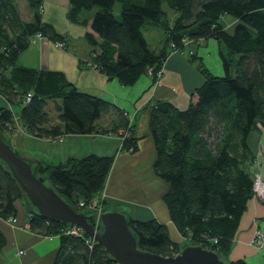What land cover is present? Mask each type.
<instances>
[{
    "label": "trees",
    "instance_id": "16d2710c",
    "mask_svg": "<svg viewBox=\"0 0 264 264\" xmlns=\"http://www.w3.org/2000/svg\"><path fill=\"white\" fill-rule=\"evenodd\" d=\"M44 1L26 0L33 19L24 20L15 0H0V94L11 106L21 107L20 115L11 106L0 107V131L13 133L14 113L25 130L39 138L122 130V146L112 155L43 160L39 168V174L48 177L79 211H93L80 205L93 198L109 209L112 206L101 198L117 153L137 151L140 137L135 136L128 113L80 89L64 72L19 63L20 54L38 34L67 47V37L42 19ZM117 2L122 4L118 16L114 13ZM69 4L71 21L87 26L92 20L85 39L93 47V66L124 85L134 84L150 68L155 84L169 54L185 48L186 41L194 40L192 46L198 48L201 39L219 42L224 74L212 73L192 50L191 60L205 81L191 94L188 105L181 108L172 100H158L150 107L157 149L154 171L169 183L163 198L173 223L186 242H198L227 260L255 195L250 165L256 155L249 136L264 126V0H69ZM95 8L92 17L85 16ZM226 16L234 24L225 21ZM154 30L162 35L159 41ZM28 93L32 94L30 100H26ZM50 102L59 120L54 124ZM110 112L118 120L113 127H105L99 120ZM19 199L24 200L16 181L0 162V217L17 216ZM29 221L43 235L60 236L53 264H116L104 246L84 231L66 233L70 225L32 211ZM130 227L142 249L166 256L181 250L182 244L172 239L166 223L130 218ZM4 244L0 231V247ZM231 263L248 264L244 259Z\"/></svg>",
    "mask_w": 264,
    "mask_h": 264
},
{
    "label": "crops",
    "instance_id": "0c3cea01",
    "mask_svg": "<svg viewBox=\"0 0 264 264\" xmlns=\"http://www.w3.org/2000/svg\"><path fill=\"white\" fill-rule=\"evenodd\" d=\"M51 5L53 11L60 5L63 12L70 7L69 0H53ZM43 11L42 19L53 23L57 30L67 37V47H58L55 41L36 36L29 48L20 54L19 63L64 72L80 89L99 95L128 113L126 115L134 125L135 136L140 137V147L137 151L125 150L117 153L101 199L105 201L106 206L126 210L132 219L140 221L157 219L166 223L172 239L181 244L185 243L186 238L177 230L163 198L169 190V183L157 176L154 171L157 149L151 131L150 104L158 100H172L181 108L188 105L191 94L205 81L197 64L191 60L192 50L203 58L212 73L224 74L219 42L212 38L201 39L198 48L192 46L194 40L186 41L185 48L169 54L158 83L154 84L153 76L144 73L134 84L124 85L118 78H109L93 66V47L85 39L86 32L84 33L86 44L79 47L70 36L72 35L70 30L59 26L56 20L62 18L58 17L59 12L52 14L48 7L47 10L43 8ZM85 16L92 17L91 14ZM224 19L233 24L235 22L229 16ZM61 22L63 23V20ZM91 22L92 20L86 31L91 30ZM63 25L68 26L65 23ZM152 34L158 41L162 38L160 31L154 30ZM160 45L158 42L157 47ZM4 106L11 105L0 94V107ZM11 107L20 115V105ZM117 120L118 116L110 112L103 116L99 123L105 127H113ZM58 121V117L53 116V124ZM120 132L68 134L48 139L36 137L25 130L16 135L9 133V139L18 152L28 160L57 162L90 154L112 155L122 146L123 138ZM249 143L256 155L250 170L252 173L259 172L264 179L263 125L250 134ZM16 207L18 224L0 217V231L5 237V244L0 247V264H53L60 249V236L43 235L34 230L29 221L30 210L24 200L16 201ZM257 231L264 233V200L254 195L241 219L232 249L226 255L227 261L244 259L248 264H264V247L252 242Z\"/></svg>",
    "mask_w": 264,
    "mask_h": 264
},
{
    "label": "water",
    "instance_id": "95a60500",
    "mask_svg": "<svg viewBox=\"0 0 264 264\" xmlns=\"http://www.w3.org/2000/svg\"><path fill=\"white\" fill-rule=\"evenodd\" d=\"M0 162L16 181L30 211L51 221L80 227L104 246L108 257L116 264H232L217 251L198 242L183 243L180 252L172 256L142 249L130 227L126 210L111 207L101 211H79L59 194L48 177L39 174L43 160L24 158L1 131Z\"/></svg>",
    "mask_w": 264,
    "mask_h": 264
},
{
    "label": "rangeland",
    "instance_id": "374dc122",
    "mask_svg": "<svg viewBox=\"0 0 264 264\" xmlns=\"http://www.w3.org/2000/svg\"><path fill=\"white\" fill-rule=\"evenodd\" d=\"M15 1H16L17 5H18L19 9H20V14H21L22 19H24V20H32L33 19V13L31 12V10H30V8H29L26 0H15ZM51 4H53V0H50V1H46L45 0L43 7L46 8V10H47V7H48L49 11H51L52 14L54 12L56 14H57V12H59L58 13V17H62L61 19L60 18L56 19L57 22H58V24H59V26L61 28H65V29L68 28L70 30V32H71L70 34H72L70 36L73 37V39L75 41V44H77L79 47L84 46L86 44L85 39H84V33L86 32V29H87V26L88 25L87 26H84V25H81V24H78V23H75V22L71 21L68 18V15H67L68 9L65 12H63V9L61 8L62 5L59 6L60 8L59 7H56L55 8L56 11H53ZM65 5H67V2H66ZM121 9H122V4L120 2H117L116 5H115V7H114V13L117 16L120 15ZM96 10L97 9L95 8V9L92 10V12H86V13L94 14ZM61 20H63V23L61 22ZM64 23L67 24L68 26L65 27L63 25ZM174 52H176V51H174ZM48 108H49V111H50V113H51L52 116H54V117H57L58 116L57 115V110H56L54 104H51L50 103V105H49ZM12 132H14V131H12ZM11 134L16 135L14 133H11ZM4 135L9 138V133L7 135L6 134H4ZM6 220L9 221V219H6Z\"/></svg>",
    "mask_w": 264,
    "mask_h": 264
},
{
    "label": "built area",
    "instance_id": "2783aa9c",
    "mask_svg": "<svg viewBox=\"0 0 264 264\" xmlns=\"http://www.w3.org/2000/svg\"><path fill=\"white\" fill-rule=\"evenodd\" d=\"M41 10L43 11V8ZM37 36L38 37H43L41 34H38ZM56 45L58 47H61V48L65 47V43L62 42V41L56 42ZM152 72H153V69L150 68L148 73L150 75H152ZM158 74H159V78H158V81L156 83L159 82V79L161 77L162 72L160 71ZM31 96H32V94L28 93V95L26 97V100H30ZM14 121H15L14 124H15V128L16 129L14 130L13 133L17 134V133H20V132H25V128H24V126L21 123L20 116L15 114V113H14ZM253 174H254V187L253 188H254L255 195L261 197L264 200V179H263V177L261 176V174L259 172H256V173H253ZM80 205L81 206L87 205L92 210H96L97 209V210L101 211L103 209L101 201H99L98 198H93L92 201L87 203V204L85 203V201H81ZM9 221L13 222L15 224H18V222H19L17 216L10 217ZM98 226H99V222H97L96 227L98 228ZM79 231H83V230L80 227H78V226H71V228H69V230H67L66 233L78 234ZM216 241L217 240H215V242ZM252 242H253V244H255L257 246L264 247V233L262 231H257L255 233L253 239H252Z\"/></svg>",
    "mask_w": 264,
    "mask_h": 264
}]
</instances>
